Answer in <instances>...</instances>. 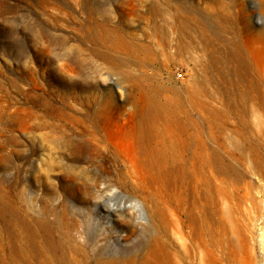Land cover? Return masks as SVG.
<instances>
[{"label":"rangeland","instance_id":"374dc122","mask_svg":"<svg viewBox=\"0 0 264 264\" xmlns=\"http://www.w3.org/2000/svg\"><path fill=\"white\" fill-rule=\"evenodd\" d=\"M263 28L264 0H0V264H200L197 236L264 264ZM141 124L164 182L106 139Z\"/></svg>","mask_w":264,"mask_h":264},{"label":"bare ground","instance_id":"6f19581e","mask_svg":"<svg viewBox=\"0 0 264 264\" xmlns=\"http://www.w3.org/2000/svg\"><path fill=\"white\" fill-rule=\"evenodd\" d=\"M258 35L261 38H264V28L261 30V32H259ZM258 51L261 52L260 49ZM150 128H151L150 125L141 124L134 129L135 133H130V134H123L121 131L122 129H120L119 132L116 134L106 135V139L107 140H119L122 138L125 139V137H128L129 139H131L132 140V149H133L131 151V154H132L131 156L133 157L137 153L139 158L142 160V162H144L145 167L147 168V169H134L135 172L140 173L141 170H142V172L148 171L149 177L153 180L152 182H164L165 173L163 172V170L162 169H154L155 166H159L160 164H162V161L160 160L161 152L158 149L151 146L150 144H148L146 141L141 140L139 137L140 135H150L151 134ZM133 151H134V153H133ZM134 167H137V166L134 165ZM143 181L144 180H140L138 183H136V182L135 183L137 185L142 186L144 183ZM174 199H178V198L176 196H174ZM123 208L125 209L126 206H123ZM121 209H122L121 206H118L116 208L115 207H108V210L109 211L111 210L113 212H117L118 210H121ZM179 210L183 211L184 209L180 208ZM170 213H171L170 217H171L173 229H175L177 226V232L179 234V239L183 240L182 246H186V244H184V236L185 235L182 233V231L178 227V225L181 223V220L179 219V213L177 212V209L172 208V207L170 208ZM157 218L159 219L160 215H158ZM192 244L194 245L195 250L198 253V256L200 259V264H203L204 258L200 256V252L203 248H208V245L206 244L205 240L200 236L195 237ZM216 250H217V248H214V247L209 248V250H208V256H209L208 264H214V261L217 260L216 255H215ZM160 252H161V246L158 244L157 245L154 244L153 248L151 247V249H150L151 256L157 261L158 264H162L164 261V260H162V254L160 255ZM178 258H179V256L176 253L170 252V260H171L170 264L177 263Z\"/></svg>","mask_w":264,"mask_h":264},{"label":"built area","instance_id":"2783aa9c","mask_svg":"<svg viewBox=\"0 0 264 264\" xmlns=\"http://www.w3.org/2000/svg\"><path fill=\"white\" fill-rule=\"evenodd\" d=\"M178 77L181 78L182 77V74L181 73H178Z\"/></svg>","mask_w":264,"mask_h":264}]
</instances>
